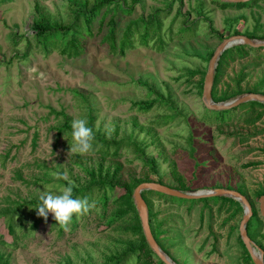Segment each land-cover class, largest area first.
Returning a JSON list of instances; mask_svg holds the SVG:
<instances>
[{"label":"rangeland","instance_id":"obj_1","mask_svg":"<svg viewBox=\"0 0 264 264\" xmlns=\"http://www.w3.org/2000/svg\"><path fill=\"white\" fill-rule=\"evenodd\" d=\"M121 1L132 12H114L117 38L131 21L156 20L159 27L147 45L135 34L133 47L124 55L112 54L102 41L106 28L100 30L95 21L92 35L82 40L81 56L69 59L57 51L43 54L31 30L36 7L52 21L67 23V0H0V212L37 199L40 191L58 193L66 186L61 179L76 188L84 186L89 182L87 170L101 172L115 184L107 193L105 212L93 194L88 211L75 214L66 227L54 225L51 213L45 219L23 207L21 216L13 219V238L0 216V253L8 264H110L130 244L137 248L144 237L136 208L108 223L110 215L127 209L124 201L115 199L128 190L133 196L141 183L158 181L182 192L242 194L257 213L252 228L255 242L264 247L257 197L264 189V110L243 104L223 123L203 117L205 110L215 115L203 104L213 53L226 38L255 29L258 35L264 33V0L247 2L241 9L221 8L218 0ZM189 27L191 33L182 32ZM191 71L199 73L191 76ZM237 87L241 95L258 89L256 94L264 96V62L254 52L221 66L218 94ZM159 96L171 100L175 111L162 104L147 113L131 107ZM170 114L175 119L164 125L163 117ZM63 115L70 127L74 119H85L93 137L137 141L145 157L154 161L157 174L128 145L116 155L99 145L83 154L71 151ZM144 198L151 206L156 243L172 263L249 264L239 244L243 210L235 212L236 207L217 197L206 203L177 198L169 202L146 192ZM149 249L142 247L126 264H159ZM255 254L260 255L258 250Z\"/></svg>","mask_w":264,"mask_h":264},{"label":"trees","instance_id":"obj_2","mask_svg":"<svg viewBox=\"0 0 264 264\" xmlns=\"http://www.w3.org/2000/svg\"><path fill=\"white\" fill-rule=\"evenodd\" d=\"M67 1L69 3V10H68L69 21L67 23H59L57 21H52L48 15H43L37 7L35 8L37 12V19L31 28V30L33 31V40L37 44L38 49L45 55L50 54L52 51H57L61 56H65L69 59L80 57L81 54L83 53L82 40L84 37L92 35L91 27L95 21L99 23L100 30H102L103 27L106 28V32L102 38V41L107 45L109 52L112 54L119 53L120 55H124V52L127 48L133 47L132 38L134 37L135 34L139 36L140 43L142 45H147V39L149 38V36L153 35L152 33H154L157 27H159V23L156 20H152V21L134 20L131 21L125 27L124 31L122 32V35L119 38H117V34H116L117 21L113 14L118 10H120L122 13L130 14L132 12V7H128L127 4L121 0H67ZM176 1L182 3V0H176ZM213 1L217 2V0H213ZM248 5L249 3L229 4V3L221 2L220 7L221 8L233 7V8L241 9L247 7ZM107 18H109L108 21H106ZM140 29L144 30L143 35L140 34L141 32ZM191 29L192 28L190 27L184 28L182 32H184L185 34L191 33ZM211 32L213 34L216 33L213 30ZM233 34L239 35V32H234ZM215 35L218 34L216 33ZM244 36L252 40L264 41V33H262V35H258L257 29H255L250 34H245ZM250 52H254L256 54L258 61L264 62V47L254 49L248 46H234L232 48L225 50L222 53L215 70L212 92H211V98L214 103L217 104V103L227 102L230 99L238 95H241L243 93L242 90L239 87H237L236 90L232 93L225 90L218 94L217 85L219 82V76L221 74V66L224 64V62L228 59L234 60L236 57H238L239 59H244L249 56ZM189 73L191 76H194L199 72L191 71ZM257 91L258 89H254L251 91V93L256 94ZM159 98L160 100L133 102L131 107L132 109H136L141 113H147L148 111L153 109L155 105L162 104L167 108L168 111L171 112L175 111L174 104L171 100L165 99L162 96H159ZM244 105H248L250 107H257L259 109L264 110V104L258 102H249ZM244 105L233 108L232 110H229L230 112L211 111L215 114L214 116H211L208 113L209 111L205 110L203 117L205 118L206 121L210 123L213 122L223 123L226 119H229L228 114L233 113L237 108L242 107ZM261 116L262 113H260L257 116L256 120L260 119ZM63 118L65 120V124L63 127L67 129L69 132H71V127L70 125H68L69 122L68 118L65 115H63ZM173 119H175V114H170V115H165L162 121L163 124L166 125L169 122L173 121ZM95 145H99L101 146V148H105V149L112 148L114 155H116L122 147L128 145L129 148L132 147V152L135 154V156L138 159H141L143 161V164L146 165L154 175L157 174L154 161L151 159H147L145 157L146 154L144 152V149L137 141H132L129 138H123V140H121L120 142H116L114 140L107 141L100 137L94 136L92 141V146ZM117 172L118 170L115 171V173ZM86 173L87 176L89 177V182L84 186H80L78 188L73 186V196L75 198H81V199L86 198L88 200L93 197L92 196L93 194H95L97 195V201L102 204L105 212L109 200V196L107 193L114 191L115 184L111 180H108L107 177L101 175V172L97 173L94 170H87ZM60 181L62 184L67 186L66 182H64L63 179H61ZM158 184H162L161 181H158ZM146 192L150 195H153L155 198L159 200H165L169 202H176L175 200H177L176 198L162 195L156 192H152V191H146ZM146 192H142L141 196L147 207L149 225L152 235L155 241L158 243L157 232L155 231L153 232L151 228L150 220L153 219V214L150 204L144 198ZM263 195H264V189L257 192L258 198H260ZM208 199L209 198L193 200V201L206 203L208 202ZM115 200L124 201L123 203L127 205V209H125L122 212L117 211L116 214L110 215V217L108 218L109 220L108 223H114L115 221L119 220L123 215L127 214L130 211L135 212V207L133 205V199H132V192L130 190L126 191L125 194H123L122 196H120ZM217 200H222L224 203L229 204L231 207L233 206L236 207L237 210H235V212L237 211L242 212L241 204L231 198L217 197ZM37 203H38L37 199L30 201H23L22 203L17 204L16 207L13 208V210H11L10 208L1 210L0 216H2L5 219V223L9 235H11L13 238L16 237L13 219L16 216L15 214H17V216H21L20 214L21 212L19 211V209L21 210L23 207H30L34 209ZM251 210H252V216L246 225V232L250 240L263 251V262H264V247L258 244L257 242H255L256 233L253 231L252 228L255 218H257V213L254 209L251 208ZM74 217L75 214H73L71 221L74 219ZM52 222L54 225L57 223L54 219L52 220ZM35 227H36V222H34L32 228ZM139 230L141 231V228ZM262 237L264 239V236ZM239 244L243 249L246 261H248L249 264H253L240 238H239ZM142 247L143 248L147 247L144 237L141 241V244L137 246V248L134 247L132 244H130L128 251H126L119 257L115 258L114 261H110V264H126L130 257L133 256L136 257L140 253ZM149 253L152 254L153 256H156L150 249H149ZM158 263L163 264L159 260ZM0 264H8V257L3 253H0Z\"/></svg>","mask_w":264,"mask_h":264},{"label":"water","instance_id":"obj_3","mask_svg":"<svg viewBox=\"0 0 264 264\" xmlns=\"http://www.w3.org/2000/svg\"><path fill=\"white\" fill-rule=\"evenodd\" d=\"M223 3L229 4H242L251 2L253 0H218ZM234 46H248L250 48H263L264 41L261 40H252L245 36H232L226 38L222 41V43L218 46V48L213 53L209 65L208 70L204 78L203 83V104L206 109L211 111H228L233 108H236L240 105L249 103V102H258L264 104V96H260L257 94H246L236 97L233 100L222 102V103H214L211 98L213 80L215 75V70L217 67V63L219 61L222 53ZM144 191H152L162 195H166L169 197L183 199V200H200L212 197H226L231 198L237 202H239L242 206L243 216L239 226L240 231V239L249 254L251 261L253 264H264L263 262V251L256 247V245L250 240L247 236L246 225L249 222L252 216L251 207L246 200V198L238 192L230 191V190H211L207 192H182L170 187H167L163 184H158L154 182H145L139 184L133 193V201L135 203V208L138 213V217L140 219L142 231L145 237V241L149 248L154 252V254L160 259L163 264H174L171 260L162 252L156 243L151 229L149 225L148 219V211L146 204L141 196V193ZM259 212L262 218H264V195L259 198ZM255 250H258L259 256L255 254Z\"/></svg>","mask_w":264,"mask_h":264},{"label":"clouds","instance_id":"obj_4","mask_svg":"<svg viewBox=\"0 0 264 264\" xmlns=\"http://www.w3.org/2000/svg\"><path fill=\"white\" fill-rule=\"evenodd\" d=\"M72 145L71 151L87 153L92 149L93 131L85 119H74L71 123ZM36 215L47 219L51 213L53 219L60 225L67 226L73 214L87 212L90 205L86 198H75L71 184L63 187L58 193L40 191L37 196ZM132 261L135 257L131 258Z\"/></svg>","mask_w":264,"mask_h":264}]
</instances>
